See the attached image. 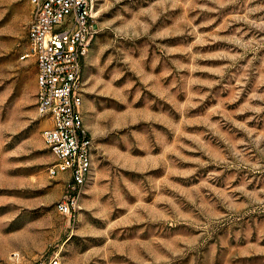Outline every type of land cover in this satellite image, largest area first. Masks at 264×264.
<instances>
[{"label":"rangeland","instance_id":"rangeland-1","mask_svg":"<svg viewBox=\"0 0 264 264\" xmlns=\"http://www.w3.org/2000/svg\"><path fill=\"white\" fill-rule=\"evenodd\" d=\"M30 10L0 0L4 232L35 225L18 205L51 153L36 64L21 58ZM95 15L81 65L101 173L74 222L48 208L58 230L44 252L37 230L23 233L20 249L38 255L19 264H264V0H95Z\"/></svg>","mask_w":264,"mask_h":264},{"label":"built area","instance_id":"built-area-1","mask_svg":"<svg viewBox=\"0 0 264 264\" xmlns=\"http://www.w3.org/2000/svg\"><path fill=\"white\" fill-rule=\"evenodd\" d=\"M28 49L22 59L36 64V106L49 120L42 136L54 156L48 173L67 174L57 209L70 221L77 217L82 188L87 183L95 152L84 124L82 59L98 32L95 0H29ZM37 264H58L56 256Z\"/></svg>","mask_w":264,"mask_h":264},{"label":"crops","instance_id":"crops-1","mask_svg":"<svg viewBox=\"0 0 264 264\" xmlns=\"http://www.w3.org/2000/svg\"><path fill=\"white\" fill-rule=\"evenodd\" d=\"M83 109H84V96L82 97V105H81L82 114H83ZM48 124H49V120H48ZM87 129L90 133L88 127ZM39 147L47 148L49 150V148L46 146L44 142L43 137ZM38 156H40L39 157L40 162L39 164H36L38 167H35L34 165L31 166L32 168L26 174L25 189L27 192V197L25 202H22L18 205V208L25 212H31L37 210L39 214L37 217H35L36 220L34 219L36 221L34 226H32L33 222L27 221V224L24 223L21 226H19V224H16L15 227H12L5 232L4 230L0 231V243H1L0 264H19L20 261L28 262L31 259H33V257L38 255V253L34 254V252L24 253V251L20 249V244L21 246L24 244L23 242L20 241V237L24 236L23 233H25V231L27 232V230L31 228H34V230H37V232L40 233L39 236L36 237L38 240L37 242L39 246V253L44 252L45 248L53 240L51 237V232H55L56 230H58L54 225V222H52L51 216H49L48 208H55V210L61 215H63V217H65L69 223L71 222L66 215L62 214L57 209L56 206L57 202L59 201V199L61 198L64 192L67 174L59 173L58 175L50 178L48 176L46 168L54 160L53 154L49 153V155H45V153H41ZM95 157H96V148L93 156L92 170L89 177L90 179H93L91 183H93L94 180L95 182H97V179L101 173L99 172V170L96 169ZM18 178L20 179V176H18ZM22 181L23 184L18 186L20 190H24L23 177H22ZM87 186L88 185L83 186L82 195L85 189L87 188ZM80 201H81V197H80ZM80 201H79V206H80ZM15 218H13L11 223L17 220L19 221L18 216H16ZM4 227L6 226H2V228Z\"/></svg>","mask_w":264,"mask_h":264}]
</instances>
